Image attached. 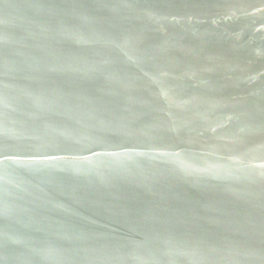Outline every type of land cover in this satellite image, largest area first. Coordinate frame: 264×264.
<instances>
[{
	"label": "water",
	"instance_id": "obj_1",
	"mask_svg": "<svg viewBox=\"0 0 264 264\" xmlns=\"http://www.w3.org/2000/svg\"><path fill=\"white\" fill-rule=\"evenodd\" d=\"M0 264H264V0H0Z\"/></svg>",
	"mask_w": 264,
	"mask_h": 264
}]
</instances>
